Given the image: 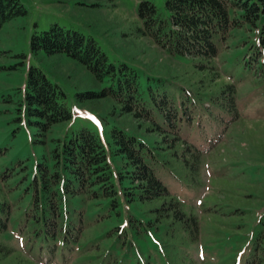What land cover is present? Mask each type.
<instances>
[{
  "label": "trees",
  "instance_id": "obj_1",
  "mask_svg": "<svg viewBox=\"0 0 264 264\" xmlns=\"http://www.w3.org/2000/svg\"><path fill=\"white\" fill-rule=\"evenodd\" d=\"M164 7L166 14H161L150 0H141L138 30L171 55L191 60L187 83L194 88L153 75L141 82L136 70L125 62L109 61L92 37L75 29L54 23L30 36L32 53H64L82 63L95 79L106 81L99 92L80 95L109 97L120 115L131 116L145 132L111 124L105 149L98 134L82 127L55 139L49 154L37 162L36 172L18 197L28 193L24 205L17 208V232L25 237L29 252L45 256V264L56 259L71 262L85 230L98 225L104 236L96 243L98 249L85 252L88 264H154L155 254L163 256L166 264H209L193 259L188 250L199 237V216L170 191L161 175H170L187 189L200 187L203 156L238 120L235 85L222 78L217 63L220 51L231 47L232 29L246 31L234 47L246 45L243 66L264 82V0H166ZM25 13L20 0H0V28ZM156 80V84L168 80L171 88L156 86ZM172 90L179 92L177 100ZM65 99L62 88L40 68H28L24 100L38 135L71 118ZM227 189L231 188L222 191V201L229 197ZM12 206L6 198L0 201V233L8 230ZM204 207L213 227L237 214L231 208L222 212L218 206ZM112 218L117 224L106 228ZM254 228L242 263L231 258L217 262L264 264V212ZM10 251L0 243V263ZM10 260V264H35L17 254Z\"/></svg>",
  "mask_w": 264,
  "mask_h": 264
},
{
  "label": "rangeland",
  "instance_id": "obj_2",
  "mask_svg": "<svg viewBox=\"0 0 264 264\" xmlns=\"http://www.w3.org/2000/svg\"><path fill=\"white\" fill-rule=\"evenodd\" d=\"M20 1L26 13L5 22L0 28V201L6 198L13 204L8 230L0 233V243L7 244L11 251L0 264H10L14 254L35 264H45V256L29 252L25 237L17 232V208L20 204L24 205L28 193L20 200L18 197L36 172L37 162L43 155L49 154L55 139L82 127L98 134L105 149L108 148L111 124L126 126L128 131L134 130L141 135L145 132L131 116L120 115L109 97L86 98L80 95L86 91L99 92L107 85L106 81L95 79L82 63L64 53H32L29 40L34 30H46L54 23L75 29L86 37H92L109 61L115 64L125 62L136 70L141 82L153 75L155 78L172 79L186 88L194 87L187 83L191 60L171 55L138 30L142 26L137 17L141 0ZM150 1L159 13L166 14V0ZM245 32L243 28L232 29L228 37L231 47L221 50L217 58L222 78L235 85L239 117L227 129L221 142L203 156L201 186L187 189L170 175H161L170 191L185 202L188 210H194L199 216V237L188 250L193 259H202L209 264L226 262L229 258L234 263L240 259L242 263L258 215L264 212V82H258L253 69L243 66L242 54L246 45L234 47L240 44L239 40L245 37ZM30 66L40 68L50 81L62 88L71 112L70 119L53 124L41 136L30 122L33 118L28 116L24 100ZM157 81L156 86L171 88L168 80L160 84H156L159 83ZM171 92L176 100L180 97L178 91ZM145 135L152 138L149 134ZM115 164L117 167L118 163ZM225 187L231 189H227V201H222L220 196H224L222 191ZM205 204L211 208L218 206L217 211L221 209L222 212L231 208L237 214H231L234 220L216 223L213 227ZM116 224L112 218L105 227L112 228ZM99 226L85 230L79 243L84 246L78 244L74 251L76 257L71 262L63 263L56 259L50 264H88L86 253L98 249L96 243L104 236L101 234L103 228ZM223 256H227L222 259L225 261L221 260ZM153 259L154 264L167 263L163 256L155 254Z\"/></svg>",
  "mask_w": 264,
  "mask_h": 264
}]
</instances>
